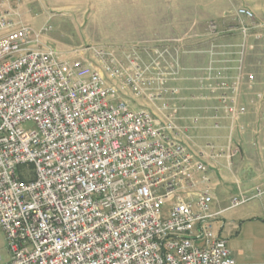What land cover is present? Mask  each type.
I'll use <instances>...</instances> for the list:
<instances>
[{
	"label": "built area",
	"instance_id": "built-area-1",
	"mask_svg": "<svg viewBox=\"0 0 264 264\" xmlns=\"http://www.w3.org/2000/svg\"><path fill=\"white\" fill-rule=\"evenodd\" d=\"M8 5L0 0V264H235L210 205L212 162L229 168L239 152L236 83L223 70L192 77V98L215 105L188 114L179 53L144 41L61 56L41 40L47 27L22 24ZM206 118L214 129L229 121L226 146L198 143Z\"/></svg>",
	"mask_w": 264,
	"mask_h": 264
},
{
	"label": "rangeland",
	"instance_id": "rangeland-1",
	"mask_svg": "<svg viewBox=\"0 0 264 264\" xmlns=\"http://www.w3.org/2000/svg\"><path fill=\"white\" fill-rule=\"evenodd\" d=\"M8 4L22 24L36 31L47 27L41 40L61 56L74 57L72 51L88 46L123 53L144 41L167 46L171 56L179 53L180 65L189 67L177 82L191 107L188 114L202 111L194 107L215 105V100L192 98L199 92L192 77L223 70L228 81L236 83L237 101L245 110L231 134L239 152L229 160V168L224 158L216 164L228 178L214 193L224 197L221 188L253 187L254 192L264 188V0H8ZM242 8L251 17L240 16ZM125 99L132 106L142 103L130 95ZM221 124L214 129L211 119L202 120L198 143L209 140L226 146L229 121Z\"/></svg>",
	"mask_w": 264,
	"mask_h": 264
},
{
	"label": "crops",
	"instance_id": "crops-1",
	"mask_svg": "<svg viewBox=\"0 0 264 264\" xmlns=\"http://www.w3.org/2000/svg\"><path fill=\"white\" fill-rule=\"evenodd\" d=\"M212 164L210 210L219 213L212 221L214 231L226 239L235 264H264V188L258 192L253 187L221 188L224 197H218L214 192L226 181L228 172L218 168L217 163ZM233 197H243L245 201L230 207Z\"/></svg>",
	"mask_w": 264,
	"mask_h": 264
}]
</instances>
